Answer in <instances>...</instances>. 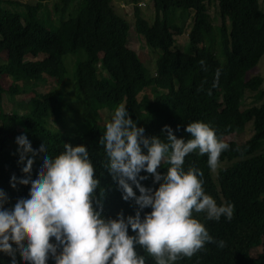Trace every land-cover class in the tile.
Wrapping results in <instances>:
<instances>
[{"label":"trees","instance_id":"obj_1","mask_svg":"<svg viewBox=\"0 0 264 264\" xmlns=\"http://www.w3.org/2000/svg\"><path fill=\"white\" fill-rule=\"evenodd\" d=\"M73 0H60L53 13L39 10L42 0H36L28 11L16 12L15 0H0V22L18 32L12 39L0 37V191L11 208L17 199L26 198L29 185L15 182L36 174L43 151V141L50 155L63 151V144L84 145L93 161L95 178L99 180L95 196L105 218L134 215L137 210L132 199H122V190L104 167L106 158L99 141L105 123H100V111L123 104L130 117L144 128L146 137L163 138L161 129L168 125L177 138L187 139L184 131L188 123L202 121L210 124L227 144L221 153L215 172L207 166V156L190 153L184 167L191 166L202 172L203 188L217 204L230 202L233 215L230 220H204L203 213L195 214L204 223L213 243L191 258H182L176 264H264V102L243 109L247 94L264 96V77L247 78L264 55V10L259 0H154L157 16L154 24L136 9V29L146 38L148 45L161 51L157 71L149 76L139 55L128 48L129 23L118 13L113 0H85L77 14L66 19L64 14ZM139 1V0H135ZM216 3L219 27L212 22L210 5ZM164 15V18L161 16ZM179 13V14H178ZM180 15V16H179ZM53 16H57L54 25ZM193 17L190 50L176 47L170 23L180 20L184 26ZM24 18V22H23ZM217 31V38L212 40ZM9 50V58L1 54ZM85 52V55H81ZM67 53L80 54L76 61L74 80L76 97L86 110L82 121L71 132L59 133L48 125L52 122L63 127L69 125V108L55 90L39 91L48 77L67 83L65 57ZM103 53V55H101ZM45 58L28 59V55ZM106 71V72H104ZM12 75L8 88L3 78ZM152 88L150 99L146 88ZM34 93L23 104L27 110L4 113L7 95ZM19 121L25 128L17 131ZM252 122L253 135L243 143L232 136L244 131ZM23 134L36 150L30 174L21 171L15 138ZM27 158V157H26ZM167 165L157 171L164 173ZM147 179L140 181L145 188L158 187L151 174L143 171ZM136 195L139 192L133 186ZM95 206V205H94ZM150 208L141 211V216ZM129 235L133 232L129 229ZM54 241V238H50ZM223 241V247H218ZM15 249L16 264H27ZM262 248L255 253L256 248ZM146 264H154L142 249ZM11 256L0 252V264H10ZM47 264H54L50 257Z\"/></svg>","mask_w":264,"mask_h":264},{"label":"clouds","instance_id":"obj_2","mask_svg":"<svg viewBox=\"0 0 264 264\" xmlns=\"http://www.w3.org/2000/svg\"><path fill=\"white\" fill-rule=\"evenodd\" d=\"M15 1L18 6L13 10L20 13V11H28V6H32L36 0ZM42 1L44 7L39 10L41 17L43 11L48 12L45 10L47 5H53L52 10H54V4L60 2V0ZM120 1L121 6L114 3L118 13L120 8L127 10L129 6H134L140 9L143 17L151 21L148 14L142 11L147 4L145 0H134L130 4ZM84 4L85 0H73L64 17L68 19L76 15ZM153 8L154 15L157 16L154 0ZM120 14L127 18L130 32L131 24L127 15ZM156 16L150 24L155 23ZM161 16L164 18L162 13ZM211 17L215 28L219 27L220 22L216 26L212 14ZM56 19L52 23L59 25ZM136 19L135 16L134 28L137 31ZM169 26L175 37L173 29H183L184 25L177 20ZM7 27L12 30L11 36L7 39H12L18 31L13 27ZM137 33L146 41L143 34L138 31ZM214 34L211 39H218L217 31ZM190 35L191 31L189 37ZM131 37L137 39L140 36L131 33L130 37L129 34L127 37L128 48L139 55L135 48L130 46ZM147 46L156 51L148 43ZM3 54H6L7 58L2 57ZM80 54L84 56L85 52ZM80 54H66L71 56L68 65L72 59L74 61L73 77ZM30 56L32 55L29 54L27 58L30 59ZM1 57L7 60L9 50H5ZM32 57L45 58L42 54ZM65 66L67 83L62 84L54 78L57 86L53 90L66 101V106L69 108V125H72V128L65 130L59 123H55L58 126L53 123L54 129L59 133L71 132L82 121L86 112L76 97L75 80L73 85L66 61ZM8 77L12 79L10 86L14 81L12 75L5 76L3 78L5 87ZM69 84L73 87L75 101L66 100L58 89L60 85ZM75 107H78L80 117L72 119L70 112ZM26 110L27 107L24 108V112ZM100 123H105L99 141L106 158L104 167L122 190V199L125 201L132 199L138 206L135 214L123 217L118 213L115 219L105 218L101 214L99 201L94 194L99 180L95 178L93 161L84 145L72 146L65 143L63 151L50 155L48 146L42 141L39 149L44 151L36 174L31 175L30 178L26 175L18 181L13 176L10 181L12 187H15V182L29 185L27 197L17 199L9 209L4 206L7 198L4 192L0 191V252L11 256L10 264H16L13 245L27 264H47L50 257L54 260V264H146L145 256L139 254L137 248L146 252L154 264H176L182 258H191L203 249L205 244L214 242L204 223L196 218L194 213H203L204 220L219 221L221 217L227 220L232 218L233 205L230 202L217 204L212 196L205 193L202 172L191 166L187 169L184 167L185 157L195 152L207 156V166L210 171L215 172L218 168L220 155L229 146L210 124L202 121L188 123L184 129L189 134L187 139L177 138L168 125L161 129L162 133H166L163 138L146 137L144 128L137 126V122L130 117L123 104L115 107L107 122L100 121ZM20 130L22 129L17 127V131ZM15 143L18 145V163H23L21 171L30 174L36 150L31 147L29 140L23 134L15 138ZM164 164L167 165L166 171L164 173L157 171ZM142 171L151 174L154 184L158 182L155 190L141 185L140 181L147 179V175H140ZM133 186L138 190L139 195L133 191ZM145 208L151 210L141 216V211ZM129 229L132 230V235L128 234ZM50 238H54V241ZM215 243L218 247H223L224 242Z\"/></svg>","mask_w":264,"mask_h":264},{"label":"rangeland","instance_id":"obj_3","mask_svg":"<svg viewBox=\"0 0 264 264\" xmlns=\"http://www.w3.org/2000/svg\"><path fill=\"white\" fill-rule=\"evenodd\" d=\"M124 3L126 4H130L132 3V1L134 0H123ZM147 2L145 8L140 7L142 9V11L144 12V14H148V16L151 19V23L155 20V16L154 15V8H153V0H145ZM130 2V3H129ZM261 3V8L262 10H264V0H260ZM136 9V7L134 6H129L127 10L122 9H118V11L120 13H124L127 15L130 24H131V28H130V32H129V37L131 35V33L136 36H140L137 39L136 38H130V46L135 48V50L139 53V56L142 60V62L144 63L145 66H147V70H148V75L151 76V74L153 75L155 70L157 71V58L160 55L161 51L159 49H156V51L151 50L148 46L147 43L144 39L143 36H141L140 34L137 33V31L134 28V23H135V15H134V10ZM210 10H211V14L215 20V24L216 26L219 25V21L217 19L218 17V9H217V4L214 3L212 5H210ZM193 25V18H191L188 22V24L186 26H183V29H173V33L176 37V47L180 48V49H185V51H189L190 50V31H191V27ZM12 34V30L10 28H8L7 26H5L2 22H0V37H5L8 38L10 37ZM2 57L7 58L6 54H3ZM30 59H33L34 57L30 56ZM71 59L70 55H66L65 60L66 63L68 65V61ZM73 61V59H72ZM71 61V63H72ZM156 74V72H155ZM256 75H261L264 77V55L262 56V58L260 59V61L258 62V64L251 69L248 73H247V78L250 79V77L256 76ZM12 79L10 77L6 78V87L10 86ZM46 83L41 84L38 87L39 91H46V90H51L54 89L57 86V82L56 80L52 77H48L45 80ZM262 88H264V85H262ZM59 91H61L64 94V97L66 100H73L75 101L74 98V91H73V87L71 84L67 85V86H63L60 85L58 87ZM146 93L147 96L152 99L154 96V91H152V88L148 87L144 90V92H142L140 94V98L141 96ZM34 95V93H26V94H18L17 96L13 97L11 95H8L6 102L3 105V110L5 112H13L15 110L19 111V112H24L23 109V103H26L27 101H29V99ZM264 102V96L259 98L256 95H254L253 93H248L246 98L244 99V104H243V109L245 108H249L251 106L257 105L260 106L262 105ZM112 111H110L109 109H103L101 110L100 113V121L102 122H107L110 118ZM70 116L72 119L75 118H79L80 117V113L78 111V107H75L71 112H70ZM48 125L52 128H55L51 118H49L48 121ZM56 126H58V124H55ZM25 128V124L22 121H19V129H24ZM72 128V125H67L65 127H63L62 129L65 130H69ZM59 132L58 130H54ZM254 133V126L252 122H249L246 125V128L244 131L240 132L239 134H235L232 136V139L236 140L239 143H243L245 141H247V139H249ZM15 148L17 149L18 146L15 145ZM261 251V248H259L258 250H255V253L257 254L258 252Z\"/></svg>","mask_w":264,"mask_h":264},{"label":"crops","instance_id":"obj_4","mask_svg":"<svg viewBox=\"0 0 264 264\" xmlns=\"http://www.w3.org/2000/svg\"><path fill=\"white\" fill-rule=\"evenodd\" d=\"M113 1H114V3L116 2V4H118L119 6H121V1H120V0H113ZM122 4H123V3H122ZM52 9H53V5H47V6L45 7V10L51 11V12L53 13ZM43 12H45V11H43ZM45 13H46V12H45ZM56 17H57V16H53V20H55ZM65 61H66V60H65ZM66 65H67V63H66ZM67 67H68V69H69V75H70V78H71V80H72V82H73V85H74V77H73L74 61H72V63H70L69 65H67ZM51 78H52V77H51ZM74 87H75V85H74Z\"/></svg>","mask_w":264,"mask_h":264},{"label":"bare ground","instance_id":"obj_5","mask_svg":"<svg viewBox=\"0 0 264 264\" xmlns=\"http://www.w3.org/2000/svg\"><path fill=\"white\" fill-rule=\"evenodd\" d=\"M130 3V2H129Z\"/></svg>","mask_w":264,"mask_h":264}]
</instances>
